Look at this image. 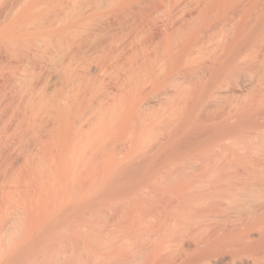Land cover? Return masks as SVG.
Returning <instances> with one entry per match:
<instances>
[{
  "label": "bare ground",
  "instance_id": "bare-ground-1",
  "mask_svg": "<svg viewBox=\"0 0 264 264\" xmlns=\"http://www.w3.org/2000/svg\"><path fill=\"white\" fill-rule=\"evenodd\" d=\"M263 116L264 0H0V264H64L114 196L133 264H264Z\"/></svg>",
  "mask_w": 264,
  "mask_h": 264
},
{
  "label": "rangeland",
  "instance_id": "rangeland-1",
  "mask_svg": "<svg viewBox=\"0 0 264 264\" xmlns=\"http://www.w3.org/2000/svg\"><path fill=\"white\" fill-rule=\"evenodd\" d=\"M256 120H258V121H260L261 123H262V126H259V130L261 131L262 129V127H264L263 125H264V116L263 117H255L254 118V121H256ZM251 130V131H250ZM258 129H257V127H256V129L255 128H249V129H247V132L246 133H248V131H250V132H252V134H255V136H253L252 135V140H251V144L249 143V144H246V143H238V144H234V145H232V152H236L237 153V155H238V157H236V160H242V157H241V153L242 152H244L245 150H248V151H250V150H252L253 148H259L260 149V152L259 153H257V152H254V153H252L251 154V157L250 158H248V164L249 165H253V164H255V163H262L263 165H264V143L263 144H259L258 142L259 141H262V139H258V137L263 133L262 131V133L261 132H259L260 134L258 135V131H259ZM242 131H245V129L243 128V129H238L237 131H236V133H235V137H236V139L237 140H240L241 139V136H240V134L242 133ZM249 132V133H250ZM257 135V136H256ZM263 135V134H262ZM262 135L260 136V137H262ZM264 136V135H263ZM259 137V138H260ZM255 138V139H254ZM263 138V137H262ZM257 140V141H256ZM259 140V141H258ZM256 143H255V142ZM238 142H240V141H238ZM261 143V142H260ZM197 147H199V149L198 150H203L204 149V147H205V145H203V141H200L199 143H198V146ZM242 149V150H241ZM193 150V149H192ZM192 150H189V151H185V153H183V154H179V157H181V160L182 161H184V159H187V161H189V160H191L192 158H193V154H190L191 152H192ZM195 153V152H194ZM226 165L228 166L229 165V163H226ZM220 167H223V165H221V166H219V168ZM133 178V177H132ZM131 179V178H130ZM135 179L137 180V178H134V180H133V182L135 181ZM132 180H131V182H132ZM148 181V180H147ZM130 182V183H131ZM136 182V181H135ZM133 183L134 184V186H136V183ZM144 182H146V181H144ZM144 182H143V184H144ZM132 184V183H131ZM133 184H132V187H133ZM137 184H138V180H137ZM142 184H139V186H141ZM120 194V196L123 194V193H119ZM115 197V196H114ZM114 197H112L111 198V200L109 199L106 203H105V205L108 207V206H110L109 204H113L114 202L113 201H116V200H114ZM119 199V198H118ZM118 199H117V201H118ZM109 202H111V203H109ZM113 202V203H112ZM105 205H103L102 207H104L105 209H104V211L103 212H100V211H95V212H97L96 214H95V217H93V218H91L90 219V221L92 222L91 223V227H92V231H93V235L95 236V235H97V237L95 238V240L94 239H91V238H88V239H86V241H85V243L87 244V246H86V244H83V247H76V249L74 250V248L73 247H71L72 246V244H71V251L70 252H72V254H71V257H70V259L68 260H66L65 261V263L64 264H99V262H100V264H103V263H105V264H108V260H110L109 261V263H111V264H122V263H126L125 262V259H127V258H125V257H128V262L129 263H127V264H130L131 262V264H133V256L135 255L134 253H133V249L132 248H134V245L135 244H133V242L135 243V241H133V240H135V239H133V237H131L132 239H130V240H132L131 242L128 240H126V242H124L123 244H122V242L121 241H119L120 239L119 238H123L122 236H123V234H124V232H123V234H122V236H121V234L119 233V236H117L115 233L116 232H113V233H111V231L109 232V228H108V224H110L111 223V221L110 220H108L109 218H111L110 216H111V214H109V213H111L112 211H110L112 208H110V207H112V206H110V207H105ZM110 208V209H109ZM100 209H102V208H100ZM96 210H98V209H96ZM109 212V213H108ZM108 214H109V216H108ZM107 217H108V219H107ZM108 220V221H107ZM106 221L108 222V224L106 223ZM107 224V225H106ZM107 226V227H106ZM108 228V229H107ZM107 229V230H106ZM105 230V231H104ZM100 231H101V233H100ZM104 231V232H103ZM106 233L108 234V235H106ZM117 233H118V231H117ZM113 234V235H112ZM116 235V237H115V235ZM101 235V236H100ZM106 235V236H105ZM112 235V236H111ZM112 237V238H111ZM119 237V238H118ZM114 238V239H113ZM117 238V239H116ZM116 239V240H115ZM115 241V242H114ZM121 242V243H120ZM118 243H119V245H118ZM127 243H128V245H127ZM110 244H112V245H110ZM116 244V245H115ZM133 244V245H132ZM126 245V246H125ZM90 246H91V248H90ZM109 246H111V247H109ZM69 247V245H68V248H70ZM108 247V248H107ZM119 247V248H118ZM132 247V248H131ZM124 251V252H123ZM125 251H127V252H125ZM104 252H106V254L104 253ZM112 252V253H111ZM119 252H121V253H119ZM131 252V253H130ZM101 253H103V254H101ZM130 253V254H129ZM108 254V255H107ZM112 256H110V255ZM121 254V255H120ZM124 254H125V257H124ZM131 254H132V256H131ZM134 254V255H133ZM127 255V256H126ZM122 257V258H121ZM129 257L130 258H133V259H129ZM96 258H98V259H96ZM104 258V259H103ZM106 258H107V260H106ZM112 258V259H111ZM118 258V259H117ZM123 258H124V260H123ZM101 259V260H100ZM116 259V260H115ZM97 260V261H96ZM100 260V261H99ZM114 261V262H113ZM120 261V262H119ZM127 261V260H126ZM131 261V262H130ZM95 262V263H94ZM62 264V263H61Z\"/></svg>",
  "mask_w": 264,
  "mask_h": 264
}]
</instances>
